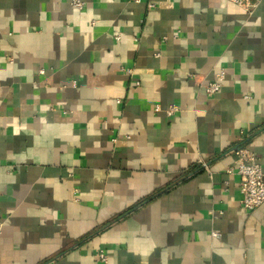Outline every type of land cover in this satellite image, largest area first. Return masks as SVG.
I'll list each match as a JSON object with an SVG mask.
<instances>
[{
	"label": "crops",
	"instance_id": "1",
	"mask_svg": "<svg viewBox=\"0 0 264 264\" xmlns=\"http://www.w3.org/2000/svg\"><path fill=\"white\" fill-rule=\"evenodd\" d=\"M252 2L0 0V264H264L229 173H264Z\"/></svg>",
	"mask_w": 264,
	"mask_h": 264
},
{
	"label": "built area",
	"instance_id": "2",
	"mask_svg": "<svg viewBox=\"0 0 264 264\" xmlns=\"http://www.w3.org/2000/svg\"><path fill=\"white\" fill-rule=\"evenodd\" d=\"M246 10L255 7L252 0H228ZM74 5L81 8L82 3L75 1ZM153 7V5H152ZM158 56V54H157ZM128 73H131L129 70ZM225 80V73L220 71L215 79L204 86V91L208 97H212L219 93L223 87ZM139 85V82H136ZM156 111H160V107H156ZM179 112V107L172 104L165 109L166 116L173 117ZM236 156L235 165L229 169V173H235L239 177V193L240 205L248 211L253 212L264 204V173L262 167L258 162L257 156L241 145L232 151ZM206 167V164H202ZM3 229V223L0 221V236ZM217 236V235H216ZM97 260L100 264H109V256L103 251L99 250L96 254Z\"/></svg>",
	"mask_w": 264,
	"mask_h": 264
}]
</instances>
